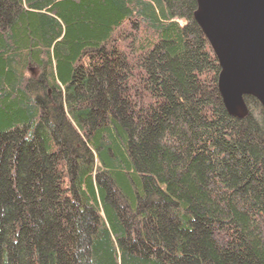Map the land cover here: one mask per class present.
<instances>
[{"label":"trees","instance_id":"1","mask_svg":"<svg viewBox=\"0 0 264 264\" xmlns=\"http://www.w3.org/2000/svg\"><path fill=\"white\" fill-rule=\"evenodd\" d=\"M196 8L0 0V264H264V111Z\"/></svg>","mask_w":264,"mask_h":264},{"label":"water","instance_id":"2","mask_svg":"<svg viewBox=\"0 0 264 264\" xmlns=\"http://www.w3.org/2000/svg\"><path fill=\"white\" fill-rule=\"evenodd\" d=\"M195 1L193 17L218 61L225 108L241 118L251 96L264 111V0Z\"/></svg>","mask_w":264,"mask_h":264},{"label":"rangeland","instance_id":"3","mask_svg":"<svg viewBox=\"0 0 264 264\" xmlns=\"http://www.w3.org/2000/svg\"><path fill=\"white\" fill-rule=\"evenodd\" d=\"M203 35H204V34H203ZM30 69H31L30 73H31L32 75H34V74L36 73L35 68L30 67Z\"/></svg>","mask_w":264,"mask_h":264}]
</instances>
